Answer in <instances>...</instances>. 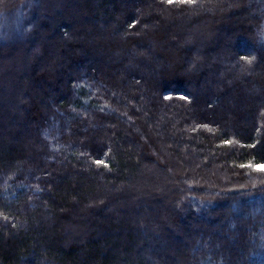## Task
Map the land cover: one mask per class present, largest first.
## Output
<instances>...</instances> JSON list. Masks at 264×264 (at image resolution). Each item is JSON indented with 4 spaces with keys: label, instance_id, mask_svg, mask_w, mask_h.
I'll list each match as a JSON object with an SVG mask.
<instances>
[{
    "label": "trees",
    "instance_id": "obj_1",
    "mask_svg": "<svg viewBox=\"0 0 264 264\" xmlns=\"http://www.w3.org/2000/svg\"><path fill=\"white\" fill-rule=\"evenodd\" d=\"M15 2H1L0 15ZM144 3L162 9L170 28L152 27L151 15L134 7ZM26 5L27 33L39 37L49 28L63 44L53 70L65 83L53 84L54 94L42 102L33 90L37 101L23 118L5 99L24 93L22 79L34 88L37 74L6 70L0 59V83L5 75L16 81L15 92L0 90V264H264V171L256 170L264 164V0H80L77 15L94 23L85 31L92 45L82 48V58L73 55L72 38L82 29L72 11L64 8L53 16L57 23L36 28L37 12L28 14ZM225 11L247 12L248 21L225 18ZM204 24L216 25L220 38L215 33L201 45L187 43L175 54L180 66L163 68L174 59L170 41L192 38ZM26 35L8 41L0 29V57L13 56ZM168 35L177 37L165 45ZM185 67L189 73L181 77ZM229 79V88L213 92L212 85ZM222 98L242 111L218 106ZM142 112L168 131L167 123L176 122L175 132L167 131L171 148L165 137L159 141L169 164L176 159L188 169L203 159L190 171L205 181L225 178L222 186L187 185L183 175L179 193L174 187L162 192L158 180L171 175V167L165 172L144 144L133 143L145 137ZM101 131L111 134L100 139ZM147 136L158 154L157 135ZM171 201L179 202L177 209ZM172 224L179 225L178 235Z\"/></svg>",
    "mask_w": 264,
    "mask_h": 264
},
{
    "label": "rangeland",
    "instance_id": "obj_2",
    "mask_svg": "<svg viewBox=\"0 0 264 264\" xmlns=\"http://www.w3.org/2000/svg\"><path fill=\"white\" fill-rule=\"evenodd\" d=\"M4 1H9L11 3V1H13V0H0V3L4 2ZM24 4H27L26 8L28 10V14H29V12L32 13L33 11L37 12V15L32 17L34 20H36V21H34L35 27L38 26V24L40 22H43V21L46 23H52V24L57 23L56 17L53 18V16L55 15L56 12H59V13L65 12L64 8L72 11V13L75 14V16L71 17L72 22L76 24L77 28L82 29L81 31L78 32L79 33L78 35H76L75 37L72 38V41L74 43L73 44L74 45L73 46L74 47L73 48V55L78 57V58H80V57L82 58L81 54H82V48L83 47H85V49H86L92 45V44L90 45L87 42V40L85 39V31H88L91 28H94L93 21L89 20L90 17H88L86 14L83 15L85 13L84 9L81 10L83 16L80 15V17H79L77 15L76 10L78 9V7H80V0H16L15 5L12 8H10L9 11L6 10L8 12L7 16L5 14L0 15V29L3 32H5L6 40L10 41L11 39H17V38H19L21 40V38L25 37L26 34H27L26 35L27 38L30 37L29 39H26V41H23L24 42L23 45L20 43V45L17 46L15 50H11L13 52V56L8 55L6 57H3V55H2L0 57V59H2V61L4 62L3 65H4L6 70L9 69L10 71H12L14 73H23V72L33 71L34 74L35 73L37 74V77H35V80H34V85L32 86L34 88H31V86L28 85V83L26 84L27 85L26 86L25 81L22 79L21 82L18 81V83H20V85L22 84V87L23 86L27 87L24 89V93H22V94L18 93V94H14V95L12 94L10 96V98L5 99V103L8 102L6 104L7 109L9 111H11L13 109L14 110L13 112H15L16 114H19V113L21 115L23 114V118L26 116V115L24 116V112L26 114V109L28 107H30V103L33 101L34 102L37 101V99H35L33 97L34 96L33 90H35L36 95L41 94V99H42L41 102H42V101H44V98L47 99L49 95L54 94L53 91H50V88L52 87L53 84H55V86H57L59 88V87H61V85H63L65 83L64 82L65 77L62 76V74H60V71L53 70V69H56V67L57 68L60 67L59 64H57V63H58V60L62 57L61 55H62L63 51H61V52L57 51V47L60 48V46H61L60 44H62L61 41H59L58 37L51 36V32L49 31V28L47 29V32L44 31L43 33H42L43 30L41 29L40 30L41 34L39 37H37L33 34L29 35V33H27L26 25L24 22L25 20L23 18V17H25V19L28 18L27 14H24L22 11L23 10L22 5H24ZM134 7L141 10L142 15L144 17L151 15L149 17V21H150V24H152L151 25L152 27L155 28L156 26H158L160 28V27L166 26V27L170 28L171 24L167 23V21H169L170 19H168L167 21L162 19L163 18V17H161L162 16L161 15L162 9H160L159 7H157L155 5H152V6L148 5L147 6V4H145V3L144 4H135ZM89 8H91V6ZM228 8L230 9L229 12L231 14L237 9V6L234 5V6H230ZM226 15H228V13H226V11H225V18L232 17V19H234V17H236V18H240L242 20L246 19L245 22L248 21L247 20V17H248L247 12H245V13L240 12L237 14H232L230 16H226ZM184 21L186 23H183V24L185 26H187V21L186 20H184ZM95 25H97V24H95ZM151 26L149 28L148 27L140 28V30L137 31L136 34L138 33L139 35H143L146 30H151ZM187 27H190V25ZM201 27H202L201 28L202 30L200 31V33H199V31H197L192 38L188 37V38L184 39V41L179 38V39H177V40H179L177 42H173V41L171 42L170 41V47H171L170 53H171V55H173L174 59L173 60L169 59L170 62L167 64H165V63L161 64V65H163V68L164 67H172V66H175L177 64V61L175 59V54H180L181 51H183V50L185 51V47H186L187 43L192 44L195 42V39H196V41L198 42L197 45H201V44H203V42H207L208 38L214 37L215 33L220 38V36H221L220 31L218 32L216 25L212 26V28H208L207 24L206 25L204 24V25H201ZM105 31H106V29H105ZM107 31L109 32V29H107ZM83 32H84V35H83ZM155 33H158V32L155 31ZM222 34L224 35L223 32H222ZM157 35L161 38V35H159V34H157ZM175 36L176 35H173V36L168 35L166 39L164 38L165 45H169L168 40L175 38ZM94 41L95 42L97 41L96 37H94ZM85 42H87V44ZM48 50H51V55L47 56ZM6 51H9V50H6ZM147 51H149V50H147ZM2 53L3 52H0V54H2ZM139 54H141L144 58L148 56V53L146 51L140 52ZM171 61H174V62L171 63ZM177 66H180V65L177 64ZM225 70H224V72H225ZM179 71L181 72V77H185L186 74L189 73V68L188 67L187 68L186 67L185 68H179ZM118 74H119V72H118ZM121 74H123V72H121L120 75ZM141 75H144V74H141ZM199 75H201V74H199ZM2 77H3V74H2ZM217 77L219 79L223 80L225 76L222 73H218ZM4 78H3L4 81L1 80L0 90L1 91L5 90V92H7V93H8V90L12 92V88L14 90V87L16 86V81L15 80L10 81L8 78V75H5ZM226 79H224V80H226ZM132 80H133V78L131 79V82H132ZM232 83H233L232 79L231 80L229 79L227 81H224V84L222 86H221V84H218L215 86L212 85L213 87H211V88L213 89V92L214 91H220L223 88H229V86L232 85ZM14 92H15V90H14ZM49 92H51V93L49 94ZM220 92H224V91L222 90ZM221 94L223 95V93H221ZM4 97H6V95ZM48 102H49V104L51 103L50 99ZM217 103H218V106L221 104L222 107H226V110H229V112L239 113V111H242L240 105L238 103L234 104V102H231V100L225 101L222 98V100L221 101L219 100ZM138 117H140V121L142 122V124L144 123V130L146 133L144 134L145 137H139V136L136 137L137 140L141 144H138L136 142V138H133V141H134L133 143L139 149H141L142 144H144L146 147L147 154L149 156H151L150 161L159 163V165H161L164 168L163 170H165V172L169 171V167H171V171H170V172H172V173H170L171 175L168 174V176L161 177L158 180V181H160L159 184L161 186L162 192H165V191L167 192V189L174 187L177 189V191L179 193V191H181V189H180L178 183L183 182V179H182L183 175L186 176L185 178H188L189 182L187 183V185L190 183H196L197 184L199 182H201V183L204 182L205 185H209L212 187L215 186L217 183H219L220 186H222L221 181H225L224 180L225 178H221L219 181L218 180L213 181V178L209 177L208 180L205 181V178L200 179V177H198L195 174V172H191L193 170V168L195 169L198 165H202V163L204 161L203 159L197 158V159L192 160V162L189 164L190 166L188 169L186 168L185 163H184V165L181 166V163L179 161H176V159L173 160L174 163L169 164V162L167 160L168 159L167 155H169V154L161 151L159 143L161 142L160 137L163 136V137H165L164 140L166 141V147L168 149L171 148L170 145L168 144L169 141H167L168 140L167 138L170 137L169 136L170 134L168 132H170V131H172L171 133L175 132L176 129H175L174 124H176V122L173 124H171L170 122L167 123L168 127L170 129L168 131L167 129H164L162 127H158L156 125L157 123L155 124V121H154L152 115L149 117L144 112H142L140 115H138ZM159 122H162L161 124H164L165 121L159 120ZM153 130L156 131V133L153 134V132H152ZM133 131H134L133 129H128L127 130V132H128L127 136L133 137L134 132H135V131L134 132ZM148 133H150L153 137H154V135H157L158 138H156L154 141V144H155L154 147H155L156 152L159 151L160 153L158 152V154H156L155 152L152 151L151 147H149L147 145L146 142L148 139V136H147ZM108 134L110 136L111 132ZM108 134H106L104 131L98 132L100 139H103V138L106 139ZM30 148H32V151H34V152L40 150L38 148L37 143ZM160 155H162L163 157L161 158ZM184 172H185V174H182ZM209 173L212 174L213 172L210 171V172H208V174ZM101 197H102V199L103 198L107 199L108 194H104ZM171 203H172L171 205L168 204L169 207L171 206L172 208H176V209L178 208L179 202L175 203L174 201H171ZM81 207H83V206H81ZM81 209H83V208H81ZM180 212L182 215L183 211H180ZM208 215H210V214H208ZM165 217H166V220L169 219V217H167V214H165L164 218ZM178 226L179 225H173V226L170 225V226H168V228L171 230L170 232H173L174 234L178 235L179 234L178 233L179 232ZM231 234H232L231 236H233V235L235 236L236 233L231 232ZM229 238H231V237H229Z\"/></svg>",
    "mask_w": 264,
    "mask_h": 264
},
{
    "label": "snow or ice",
    "instance_id": "obj_3",
    "mask_svg": "<svg viewBox=\"0 0 264 264\" xmlns=\"http://www.w3.org/2000/svg\"><path fill=\"white\" fill-rule=\"evenodd\" d=\"M169 3H173L174 0H168ZM176 2H186V3H194V0H176ZM97 163H103L102 161H97ZM256 170L257 171H264V165H259V166H256Z\"/></svg>",
    "mask_w": 264,
    "mask_h": 264
}]
</instances>
